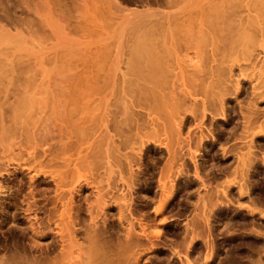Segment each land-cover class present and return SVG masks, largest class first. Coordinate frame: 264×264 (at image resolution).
I'll return each instance as SVG.
<instances>
[{
    "label": "bare ground",
    "instance_id": "bare-ground-1",
    "mask_svg": "<svg viewBox=\"0 0 264 264\" xmlns=\"http://www.w3.org/2000/svg\"><path fill=\"white\" fill-rule=\"evenodd\" d=\"M6 1L0 2V80H2L3 77L7 78L12 73L11 65H15L14 60L18 61L23 59L30 65V69L28 70V67L25 68L24 65L23 69H27L28 71L25 70L26 73H24V70L22 71L23 74H27L26 79L23 82L21 81V87L16 90L15 87L12 90L8 86L10 85L8 82H11L12 77L14 78L15 75L11 74L9 76L10 81L4 80L5 78L3 79V82L5 81L4 83L1 81L4 87L7 88L8 86L9 91L13 92L11 93V96L13 95L11 98L13 99L10 100L11 102L8 100L10 93H8L9 95L7 96V93L5 94L7 90L2 86L5 91H2V93L0 92V95L4 92L7 100L12 105H8V113L3 111V107H5L3 104L6 105L9 102L6 98H3L4 95L1 96L0 177H2L3 171H9L11 172V177L15 178L19 183L26 179L28 192L26 196L24 195L26 200H21V202L26 205L24 208L26 213L23 215V218L17 219L15 218V212L9 211L11 208L15 210L20 209L17 200L13 199L11 203L0 201V230H2L3 224L5 225V223L8 222V218H10L13 226L8 228V230L11 229L17 232V238L22 237L23 239H27L30 250L29 254H27L26 247L23 245H12L11 247L3 246L5 247V251H0L2 252L0 253V264L144 263V261L141 263L142 259L145 258L144 255L146 253L147 255H152V253H154V249L156 248L154 247L156 241L154 239L158 240V237H161L159 236L162 232L161 229L160 233L159 229L153 230L154 226H157V224H155L156 221H160L162 224V222H164L163 220H167V218H163V214H165L163 211H167L168 209L166 207V209H164V205L169 201L171 196H173L172 194L174 191L179 188L176 187L177 189H175V184L181 182L183 179H187L184 175H187V170H189L187 169L188 161L191 162L190 165L192 164L191 166L193 169L190 173L193 174V177L197 181L195 184L199 187L202 186L200 188L206 191L209 189H207L208 182H214V186H212L214 187L213 192L216 191V195L212 194L208 196H213V198L215 196L218 199H222L216 200L215 198L216 201H214V203L212 201L211 204H207L209 201L208 199V201L204 203L205 200H202V195L206 193L204 192L202 194L203 191L201 192L200 190L201 195L197 191V188H195L198 195L195 193L196 196L193 198L199 197L200 194L202 205L198 198L199 202H197L199 205H196V203L193 204L196 205L195 207H197V209L199 207H204L206 210L202 209L203 212L200 209L203 213L199 209L197 210L204 216L200 213H195L200 223H198L199 221L197 222L196 219L198 218H196V215H194V220H190L191 225H188L189 222L186 221L187 219L185 220L186 225L184 224L183 227L191 226L190 231L192 235L187 232L190 236V238L189 236L187 238L190 239L188 243L191 247L194 246L197 238L205 239V243H203V241L202 244H206L208 239L214 237L212 234L211 238H206L207 236L210 237V235H206L208 231L207 228L214 229L220 225V222L217 220L219 225L217 223L216 226L215 221H213L214 224L212 222L215 217L209 220L208 214L204 213L205 211L206 213L209 212L210 208L207 207L210 205L213 206V204L216 205L217 203L215 204V202H218L220 207L221 202L224 203V201H227L226 203L229 205L235 199L230 197L231 193H234V195L236 193L237 197H232L237 198L235 202L241 203L238 204L241 208L246 202L244 201V203L238 200L243 201L246 199L248 203H246L244 209L249 208L248 210L251 212L249 213L247 211L246 214L252 215L256 212H254V210L258 207L261 209H259L260 211L257 210V213L259 212L258 214L261 215V217L264 215V212H261L264 206H261L262 203L260 204L263 198H261L262 200L258 203V194H256V190L254 191L252 188L254 186H252V184L258 181L255 179L256 177H253V172H257V174L258 171L264 173V0H144L143 3L141 2L143 4L142 9L125 6V4L123 5V0H55L58 5L62 3L60 6L61 8L62 6L65 7L63 9L67 10V14L70 13L68 17H66L67 14L62 13V10L59 8L60 6L55 9L48 7L49 0H39L33 5L31 1L28 0L29 8L26 6L28 12H23L29 16L31 12L36 15L39 24L36 25L37 22L36 24L33 22V24H35L33 26H28L26 23H22L19 21L20 19L16 18L14 14V9L16 8L14 7H18L16 4L17 1L11 0L9 3L8 0ZM59 1L61 3H59ZM76 1H79V4ZM12 2H16V6ZM150 5L156 6L151 7ZM80 6H83L81 7L83 10L79 9ZM26 8L24 9L26 10ZM72 12H77L78 14L75 13L74 15ZM64 14L66 16H64ZM71 19L73 21L72 25L77 24V26L80 27H77L78 31H74L75 29H68L70 32L64 30L63 27L66 25H63L67 22V24L71 25ZM157 24H159V26ZM155 25L158 27H160V25H165L169 30H166L165 26L162 27V30L165 29L166 31H170L171 28L178 29L176 32H179V35H181L180 38L182 39L172 40L176 38L173 37L175 33H171L173 34V36H171L170 32L167 33L164 31L167 33L165 34L162 33L161 30V33L157 32L158 35L160 34V39L153 40L152 36L154 35H152L150 30H152ZM39 26L40 31H38V33L36 32L38 30L36 27ZM137 26L146 29V39L140 40L134 37L132 42L123 40L125 35L129 34V31H131L130 29ZM209 26L211 29L215 30L210 29L212 32L214 31L213 33H211L210 30L208 31L209 28L207 27ZM33 27L37 30L31 29ZM48 27L51 28L50 32H48ZM65 29L67 28L65 27ZM126 31H128V33H126ZM139 31L141 32L143 30ZM143 32H145V30ZM73 33L75 34L73 35ZM161 34L165 35L161 36ZM213 34L216 35V37L213 36ZM179 35H177V37ZM48 40H55L54 42L57 40H68L67 42L72 40H83L81 43L76 41L78 44L74 43V46L76 45L78 47H76L78 51L79 47H82L83 50L80 48V53H84L83 56L88 54H90L88 56H91V54H94L93 59L95 61L91 60L94 64L91 63L90 60L85 61L87 58L89 59L87 56L85 60H83L86 64L88 62V66H90L89 63L94 66L97 62L98 67L96 66L91 69H99L101 71V74L99 71L100 78L96 80L91 77H86V79L88 78V80H85L86 83L83 85L80 83L78 87H76L77 84L75 83V87H72L66 84L67 79H70L68 77L71 75L62 74L59 76L57 75V77L55 74H48ZM57 42L62 44L60 41ZM66 45L65 46L69 48L67 50H70V43ZM74 50L75 48L72 49V51ZM70 54L71 53L66 55L68 57L67 59H74L77 57H69ZM75 54L78 53L76 52L74 55ZM80 56L81 55H79V57ZM21 61L22 60H20V62ZM64 61L66 62V60ZM64 61L61 60V62ZM84 61L83 64L85 63ZM20 62L18 61L16 63L19 64ZM65 65H67V63ZM73 66L76 65L74 64ZM61 69L63 71L65 68ZM31 70H33V72H30ZM78 70L80 71V69ZM66 71L67 70L64 72ZM93 71L91 72L94 73ZM91 72L88 71V73ZM88 73L87 75L86 72H82L81 74L88 76ZM95 73L94 76L90 75L95 78L97 77ZM81 74L79 75L76 73L77 76H82ZM21 75L22 74H20V76ZM48 75L51 76V79H49L50 77H48ZM24 78L25 77H23V79ZM21 79L22 78H20V80ZM71 81L73 80H69V82ZM246 83L249 84V90H245ZM4 84L7 85L5 86ZM1 89L2 88H0V90ZM244 92L247 106H245L246 109H243L246 110V113H242V110L239 111L240 114L237 118L240 120L238 121L240 123H236L240 132L236 133V127L233 131L231 130L230 134L232 135V140H234L233 144H231L228 149H224L226 145L224 148L220 149L221 157L218 158L223 164L217 165V172L213 175L211 172V180L207 181L205 176L209 173L205 172L207 167L204 163L208 159L206 158V155L209 153V149H207L209 148L208 145L212 146L211 143L207 145V137L210 136L213 138V130L217 129H214L215 123L218 127L226 123L228 102L237 101V103L241 105L240 102L242 103V100H240V96ZM239 108L242 109V107ZM215 116L216 118L218 116V118L216 119ZM66 125H68V130L65 129ZM254 125L255 130H252L253 133L249 132V127H254ZM220 128H222V126ZM223 128L220 130L222 131ZM69 129H74L73 131L77 135V153H81L79 152L81 150L84 151V149L81 148L82 146L86 150V148L89 149V145L96 144L97 151H95V155H97L96 157L98 158L96 161L97 164L94 163L95 166H91L90 162H88L89 165L85 164V162L88 161L86 159V154L84 156V154L81 153L82 159H78V156L72 158L67 155L65 145L61 149H56L55 152L50 154V158H48V137L53 140L55 138V141H57L55 143L59 144L61 142L60 144H63L62 141L65 140V135L60 134V132L64 130L67 133ZM48 131L51 133L50 136H48ZM221 131L218 132L220 137H222ZM62 135L63 138H61ZM210 137H208V139ZM61 139L64 140L60 141ZM92 141L93 144H91ZM64 144H66V141H64ZM85 144L87 145L85 146ZM216 145L220 146L218 143ZM60 146L62 145L58 147ZM121 150L123 152L118 154ZM152 150L154 154H156L155 156L158 157L157 159L161 161L163 158L164 161V163H162L164 165H159V167H163H158V172L153 169L154 171L150 170V173L147 175L149 176V181L151 180L150 183H154L153 186L157 189V191L154 190L155 192L153 194L157 193L158 195L156 194L153 200L156 196H159V198H156L158 204L156 206H151V203L148 202H152L153 200L149 198L147 199L149 201L146 200L147 203L143 200V206L144 209L147 210L146 212L145 210L143 211V209L141 210L143 207L142 205V207L138 206V208L141 207L140 210H137V205H135L136 209H131L133 205L132 201H134L133 195L134 193L136 194L138 190V186H136L137 188L135 187L137 184V176L149 171H144V169H142L144 165L141 166L140 161L144 158L143 155ZM115 152L118 156L115 155ZM120 157L122 158L121 161ZM204 157L205 159H203ZM78 160L79 162L80 160H84V162L81 163H84L86 166L81 164L79 167L80 164L77 163ZM157 161L158 160H156V164H158ZM48 162H50L49 165ZM45 165L48 166L46 170H44ZM210 165H212V163H210ZM92 167L96 170V173L93 171L94 169H92ZM78 168L83 169V175L80 174L81 169L79 170ZM89 168L90 170L92 169L91 171L93 172H91ZM85 172H88L86 175L91 173L95 174H93L94 176L92 178V174L86 176ZM38 173H42L46 178L50 177L53 183V194L50 196L52 205L49 211L46 209L48 215V223L45 221L46 224H48L47 232H44L43 229L41 230L42 226L37 225L36 221L38 219L35 218L36 210L41 209L40 206H36V199H34L38 188L36 183V176ZM172 173H174V175H172ZM230 175H232V177ZM261 177H263V174ZM184 180L181 183H185ZM138 181L140 182V180ZM142 181L144 180L142 179ZM251 181L254 182L251 184ZM146 182L148 183V181ZM218 184H220L221 188ZM212 186L210 188H212ZM218 187L220 189H218ZM147 188H149V185H147ZM82 190L88 191L89 194L82 196ZM209 190L206 192H210ZM262 190L264 191V189ZM139 191L140 190H138V192ZM218 191L219 193H217ZM251 191H254L257 196L258 200L255 198V194H253L256 199L255 203L251 194L253 192ZM258 193L262 192L259 190ZM217 194L223 197H218ZM137 195H140V193L136 194V196ZM136 196L134 198H136ZM141 197H143V194ZM157 200L154 201L156 202ZM140 201L141 200H139V202ZM194 201L195 200L192 202ZM256 203L260 204L261 207L257 206ZM141 204H143V202ZM250 204H252V206H250ZM32 205L34 208L31 207ZM138 205H140V203ZM231 205L232 204H230V206ZM238 205L236 204V206ZM222 206H224V204ZM221 208L223 209V207ZM226 208L225 210H227ZM239 208L240 207L237 208V211ZM228 209L230 212H234L236 208L234 210L232 209V211L230 208ZM135 210H137L138 213L145 212V214H142L143 216L141 215V218L139 214H132ZM215 210L219 211L217 209ZM240 210L239 212H241ZM150 212L153 216L150 215ZM211 212L214 213V209ZM223 212L224 211H222V213ZM246 214L243 215L246 216ZM258 214L255 216H259ZM135 215H138L139 219L136 218ZM213 215L216 216V213ZM245 216H243V219H246L244 218ZM217 217L220 218L219 216ZM251 218L249 217V219ZM258 218H260V216ZM201 220H205V226H208L207 228L204 227L203 222L202 229H198V227L201 226L195 223L201 224ZM226 220H228V218H226ZM251 220H249L250 224L255 222ZM258 221L256 222L258 223ZM222 222L226 223L225 220ZM160 223H158V225ZM207 223L211 226L213 224L215 227H211L207 225ZM230 224H232L231 221L228 222V225H224V228L230 227ZM256 224L254 227H256ZM46 227L47 225L45 228ZM254 227L251 226V234L256 232V228L253 231ZM203 228H205L204 233L206 234L201 237V234H198L196 231L197 229L199 231L202 230L201 232L203 233ZM262 228L264 229V227H261V229ZM231 229L228 231H232ZM183 230V233H185L186 227ZM217 230H219V228ZM237 230L239 229L237 228L235 232H237ZM245 230L250 233V227L249 230ZM245 230L243 229L242 232H237L236 236H238V233L242 234ZM180 233L181 237H185L183 236L185 234L182 232ZM45 234H48L50 237L48 244H45L48 249V259L45 256L38 257L31 254L33 251H46V249H43L42 245L39 244V240L42 239ZM179 234L178 236L175 235L180 237ZM161 235L163 234L161 233ZM242 236L241 238H243ZM187 238H181L184 239V241L180 240L183 244L178 242L179 238L176 240L179 245L181 244V246L183 245L187 248V246L190 247L188 243L185 245L188 241ZM251 238L257 241L258 249L262 247L260 250L264 251V233L255 235ZM245 239L244 237V241ZM247 240V243L245 242L246 245H244V243L242 246L248 245L251 248ZM241 241L244 242L243 239ZM158 242L159 241H157V243ZM209 242L208 245L201 244L202 246L200 245L201 247H199V250H201L202 247H209L210 245L209 249L211 248V250L214 247V250L219 249V247L216 249V246H219V244H213V247L211 240ZM240 242L238 241L236 244L227 243L233 246H241V244L237 245ZM198 244L200 243L198 242ZM198 244L196 247L199 246ZM161 245L157 244L156 246ZM174 247L178 249L176 250L178 254L186 249L183 248L182 250L179 248L180 246H177L178 248L176 246ZM233 248L231 250L234 252L231 250H229V252L231 251L234 254L235 248ZM244 248H242V250ZM173 249L174 248H169V250H172L170 251L172 254L174 252L175 255L178 256L176 257L173 254L175 259L177 258L176 260L178 261L183 259V261H180L185 264H195L198 261L199 264H210L209 259H213V256H217L214 255L216 251L214 252L212 250L213 253L207 248H202V255L205 251L210 252L207 254H205L206 252L204 253L205 257H201L203 261H197L196 258L198 257L196 256H201V252L198 251L199 255L196 254L193 260L192 254V258L188 256V254L187 256L185 255V252L190 250L187 248L188 250H184L182 253L184 257L179 259L180 256L176 254ZM191 249L192 251L194 250L193 253H196V248ZM203 249L205 250L204 252ZM245 249L247 250V256H241L242 252L240 253L238 251L240 253L239 259L241 257L247 259L241 262V260H244L241 258L239 263L244 264L248 261V264H261L264 261L262 260L260 263L257 255L255 258L252 256L254 253L257 254L258 250L252 248L253 251L252 249L251 251L253 254H249L250 249ZM162 250L164 251V249ZM227 250L224 251V255L226 254L228 258L233 259V254H230L231 252L228 253L231 255V257H229L230 255H227ZM156 252L157 251H155V253ZM162 252L161 255L165 253ZM157 254L158 253L155 254L156 257L160 256ZM235 254L237 255L238 253ZM151 255L148 256L151 258ZM224 255L222 254L223 257L221 255L219 256L224 258ZM168 257L172 258V255L170 256L169 253ZM168 257L167 259L165 258L168 260L165 262H169ZM221 257L219 258L220 260L222 259ZM237 258L236 256V259ZM262 258L264 257L262 256ZM191 259L193 261L196 260V262L194 263ZM219 259L216 260V262L219 261ZM236 259L232 261L233 264H239L237 263L239 259L234 263ZM176 260H173V262ZM228 261L229 259L227 262H223L227 264ZM161 262L164 264V261ZM216 262L214 263L217 264ZM223 262L221 261L219 263L223 264ZM169 263L173 264L171 262ZM151 264L153 263L151 262Z\"/></svg>",
    "mask_w": 264,
    "mask_h": 264
},
{
    "label": "rangeland",
    "instance_id": "rangeland-1",
    "mask_svg": "<svg viewBox=\"0 0 264 264\" xmlns=\"http://www.w3.org/2000/svg\"><path fill=\"white\" fill-rule=\"evenodd\" d=\"M4 1H6V0H1L0 2L2 3V2H4ZM9 1L11 2V0H8V3H9ZM13 1V0H12ZM15 1H17V3L16 2H12V3H16L17 5H18V7H14V8H16V9H14L15 10V16H16V18H18V19H20L19 21L20 22H22V23H26L28 26H33V25H35L36 24V22H37V24L36 25H38L39 23H38V21H37V17H36V15L35 14H33L31 11H29V12H31V13H29V14H31L30 16L28 15V14H25L26 12L25 11H27L28 12V9L26 8V6L29 8V2H28V0H15ZM29 1H31V4L33 5L36 1L38 2L39 0H29ZM55 0H49L48 1V7H50L51 9H55V8H57L58 6H60L62 3L59 1V3H61L60 5H58L57 3H56V1L54 2ZM84 1H86V0H84ZM120 1V0H119ZM7 2V1H6ZM27 2V3H26ZM77 2V1H76ZM79 2V1H78ZM77 2V3H78ZM81 2V1H80ZM122 2V1H121ZM140 2V3H139ZM144 2V0L142 1V0H123V5L125 4V6L127 5L128 7H134V8H137V9H142L143 8V4L142 3ZM1 3H0V5H1ZM27 5H26V4ZM86 3V2H85ZM16 4H15V6H16ZM30 4V5H31ZM79 4V3H78ZM81 4V3H80ZM122 4V3H121ZM31 5V6H32ZM87 5V4H86ZM30 6V7H31ZM151 7H155L156 5H150ZM81 7H83V6H80L79 7V9H81ZM24 8H26V10L24 9ZM61 10H62V13H65V14H67L66 13V11L67 10H65V9H63V8H65L64 6H62V8H61V6L59 7ZM65 12H64V11ZM81 10H83V9H81ZM25 13H24V12ZM18 12V13H17ZM20 12V13H19ZM22 12V13H21ZM78 12V11H77ZM77 12H72V14L74 13V15H75V13H77ZM64 14V16H66ZM69 15H70V13H68ZM68 14H67V16L66 17H68ZM78 14V13H77ZM33 22H35V24H33ZM72 19H71V25L70 24H67V23H65L63 26H65L67 29H65V27H63L64 28V30H67V31H69L70 32V30H74V31H76L77 30V27L78 28H80L79 26H77V24H73L72 25ZM70 23V22H69ZM158 26H159V24H157ZM157 25H155L154 27H153V29L152 30H150V32L152 33V35H154V36H152L153 37V40H159L160 38H159V35H158V33H161V30L163 29L162 27L163 26H165V25H160V27H158ZM72 26H76V27H72ZM38 30H37V29ZM33 27V28H31V29H35V30H37L36 32H38V31H40V26L39 27ZM131 28V27H130ZM142 28V29H141ZM154 28H156V29H154ZM159 28V29H158ZM165 28H166V26H165ZM207 28H209L208 29V31L211 29L210 28V26L209 27H207ZM50 29L51 28H49L48 27V32H50ZM68 29H70V30H68ZM137 29V30H136ZM172 29V30H171ZM170 29V31H166V30H169L168 28H166V30L164 29V30H162V33H165V32H167V33H169L170 32V35L171 36H173V34L175 35V36H173V37H176L175 39H172V40H181L182 38H180L181 37V35H179V32H176V30L178 31V29H176V28H171ZM34 30V31H35ZM131 31H129V34H127V35H125V37L123 38V40H125V41H129V42H132V39L134 38V37H136V38H139L140 40H145L146 39V29L144 28V27H139V26H137V27H132L131 29H130ZM139 30H145V32H143V31H139ZM211 30H214V29H211ZM210 30V31H211ZM78 31V30H77ZM128 31H126V33H128ZM160 31V32H159ZM165 31V32H164ZM215 31V30H214ZM213 31V32H214ZM71 32H73V31H71ZM158 32V33H157ZM212 31H211V33H213ZM39 33V32H38ZM156 33V34H155ZM167 33H165V34H167ZM171 33H173V34H171ZM49 34V33H48ZM72 34V33H71ZM75 33H73V35H74ZM77 34V33H76ZM165 34H161V36H163V35H165ZM214 34H216V33H214ZM213 34V36H215L216 37V35H214ZM72 35V36H73ZM134 35V36H133ZM140 35V36H139ZM144 35V36H143ZM177 35H179L178 37H177ZM129 36V37H128ZM157 36V37H156ZM209 36V35H208ZM75 37V36H74ZM128 37V38H127ZM168 37V36H167ZM130 38H131V41H130ZM180 38V39H179ZM139 39H135V40H139ZM167 39H169V38H167ZM55 40H48V74H55L56 76L58 75H62V74H67L68 76H70V77H68V78H70L69 80H73V81H71V82H69V80L67 79V81H66V84L68 85V86H72V87H75V85H76V87H78V85H80V83H82V85L84 84V83H86L85 82V80H88V78L86 79V77H91L92 79H99L100 78V74H101V71L99 70V69H93V70H95L96 71V73H95V71H93L91 68H94V67H98V64H97V62H96V64L93 66V64H94V62H92L91 60H93V61H95L94 59H93V55L94 54H91V56H92V58H91V56H88V55H90V54H88V55H86L87 57H89V59L87 58V60H85V58H86V56H83L84 55V53H80V48H81V50H83L82 49V47L80 46V45H78V46H80L79 47V51L77 50V46L75 45L74 46V43H76V44H78V43H81L83 40H72V41H69V42H67L68 40H57V41H60L62 44H59V42H54ZM63 41V42H62ZM65 41V42H64ZM76 41H79L78 43L76 42ZM67 42V43H66ZM64 43H66V44H68L69 45V43H70V45H69V47H71V51L70 50H67V49H69L68 47H66L65 45H63ZM59 44V45H58ZM72 44V45H71ZM60 46H61V48H60ZM64 46V47H63ZM63 47V48H62ZM66 47V48H65ZM75 48V52L74 51H72V49H74ZM77 47V48H76ZM61 49H63V50H61ZM65 50H67V51H65ZM69 51V52H68ZM72 52H73V54H72ZM78 53V54H75L74 55V53ZM84 52V51H83ZM69 53H71L70 54V56L69 57H71V56H77V57H75L74 59L73 58H69V59H67L68 57L66 56V55H69ZM60 54V55H59ZM59 55V56H58ZM79 55H81L80 57H79ZM65 56H66V59H65ZM84 58H83V57ZM57 57H59V58H57ZM54 58V59H53ZM61 58V59H60ZM96 58V57H95ZM70 59H73V60H70ZM88 61V60H90L91 61V63H93V64H91V63H89L90 64V66H92V67H90V66H88V62H87V64H86V62L84 61ZM20 60H22L21 62H20ZM20 60H18L20 63L19 64H17L16 62H18V61H16V60H14L15 61V65L13 64V65H11V74L12 75H15V77L13 78L12 77V83L11 82H8V83H10V85H8L9 87H10V89H14V87H15V90L17 89V88H20L21 87V85H22V82L23 81H25V79H26V75L27 74H23V67H24V65H25V68H27L28 70L30 69V65H28L23 59H20ZM53 60V61H52ZM61 60L62 61H64V60H66V62L64 61V62H61ZM68 60V61H67ZM76 60V61H75ZM80 60H82V61H80ZM13 61V62H14ZM59 61V62H58ZM71 61V62H70ZM83 61L85 62L84 64H83ZM12 62V63H13ZM23 62V63H22ZM54 62V63H53ZM57 62V63H56ZM80 64H79V63ZM11 63V64H12ZM61 63H64V64H61ZM67 63V65H65ZM17 64V65H16ZM60 66H59V65ZM76 65V66H73V65ZM72 65V66H71ZM78 65H80V66H78ZM86 65V66H85ZM58 66H59V68H58ZM65 66V67H64ZM73 67V68H71V67ZM88 66V67H87ZM80 69V71L77 69ZM204 67H206V66H204ZM19 68V69H18ZM61 68H65V69H63V71H62V69ZM27 69H25L26 71H27ZM73 69V70H72ZM74 69H76V70H74ZM204 69V68H203ZM21 70V71H20ZM24 70V73H26V71ZM51 72H50V71ZM65 70H67L66 72H64ZM68 71H69V74H68ZM78 71H79V73H78ZM88 71L89 72H91V71H93L94 73H95V76H97V77H92V76H94V73H88ZM99 71H100V74H99ZM205 71V70H204ZM19 72V73H18ZM28 72V71H27ZM30 72H33V70H31ZM82 72H86V75H87V73H88V76H86L85 74H81ZM72 73V74H71ZM76 73L77 74H81L82 76H84L83 78H81L82 76H77L76 75ZM10 74V75H11ZM20 74H22L23 75V77H25L24 79H23V77H22V75L20 76ZM92 76H91V75ZM9 75V76H10ZM50 75H48V77H50L49 79H51V76ZM73 75H74V77H73ZM76 75V76H75ZM8 76V77H9ZM54 76V75H53ZM57 76V77H58ZM7 77V78H8ZM22 78L21 80H20V78ZM74 79H73V78ZM5 77H3L2 78V80H0V88H2L1 90H0V92L2 93V91H5V89L4 88H6V87H4L3 86V83L5 82H3V79H4ZM7 78H5L4 80H9L10 81V77L7 79ZM91 78H90V80H91ZM79 81H77V80ZM80 79V80H79ZM16 82V84H15V82ZM81 80H83V81H81ZM118 80V79H117ZM3 83H2V82ZM18 81H20V82H18ZM22 81V82H21ZM48 81H50V80H48ZM74 81H77V82H74ZM81 81V82H80ZM118 82H119V80H118ZM2 83V84H1ZM76 83V84H75ZM14 84V85H13ZM119 84H120V82H119ZM5 86L7 85V84H4ZM81 85V86H82ZM4 88H3V87ZM7 86V88H6V90L7 91H9V87ZM13 87V88H12ZM245 90H249V84L248 83H246V85H245ZM7 91H5V94L7 93V96L9 95L8 93H10V95L8 96V100L10 101V100H12L13 98H11L12 96H11V93H13V92H11V91H9V92H7ZM2 95H4V92H3V94H1L0 95V99H2L1 98V96ZM3 98H6V100H7V97L4 95V97ZM9 98H11V99H9ZM246 98H245V92L240 96V100H242V103L240 102V104L242 105H239V103H237V101H229L228 102V106H227V109H228V111H227V121H226V123H224L223 125H221L222 126V128H223V130L221 131L220 129H222V128H220L221 126H219L218 127V125L215 123L214 125H215V127H214V125H213V127H214V129H216V130H213L214 132L212 133V136H213V138L212 137H210V136H208V137H210L209 139H208V137H207V145L208 144H212V146L211 145H208L209 146V148H207V149H209V153H208V155H206V158H208L207 160H206V162L204 163V165L207 167L206 168V170H205V172L206 173H209L208 175H209V177H208V175H206L205 176V178H207V181H209V180H211V172H212V175L215 173V172H217V169H216V167H217V165H221V164H223L221 161H219V158L221 157V150L220 149H222V148H224V146H225V148L224 149H228V147L231 145V144H233V141L234 140H232L233 138H232V135L230 134V132H231V130L233 131V129L236 127L237 129H239L237 126H236V123L238 122V121H240L237 117H239V111H241L242 110V113L243 112H245L246 113V110H244V109H246V107L245 106H247L246 104H247V101L245 100ZM5 100V101H6ZM7 100V101H8ZM0 101H2V100H0ZM3 101H4V99H3ZM7 101H6V103H7ZM8 101V102H9ZM244 101V102H243ZM246 101V102H245ZM11 102V101H10ZM7 103L6 105H4L3 104V106H5V107H3V111H5L6 113H8L9 112V108H8V105L10 106V105H12L11 103ZM244 104V105H243ZM230 107V108H229ZM239 107H242V109H240ZM244 108V109H243ZM4 112V113H5ZM6 115V114H5ZM215 118H216V116H215ZM217 118H218V116H217ZM216 118V119H217ZM238 119V120H237ZM229 122V123H228ZM238 123H240V122H238ZM220 125V124H219ZM239 125V124H238ZM67 126L68 125H66V128L65 129H67L68 130V128H67ZM217 126V127H216ZM64 128H62V129H64ZM70 128V127H69ZM251 128V129H250ZM255 125H254V127L253 126H251V127H249V132H252V130L254 131L255 129ZM72 129V128H71ZM236 129V133L237 132H240V129L239 130H237ZM74 130V129H73ZM73 130H70L69 129V131L66 133V131H64V130H61V132H60V134H63V135H65L64 137H65V140L64 139H61L60 141H62V140H64V141H66V144H64V141H62V143L63 144H58V143H55V142H57V141H55V138H54V140L53 139H49V137H48V158H50V154L51 153H53V152H55L56 151V149L58 150V148H62L64 145L66 146L65 148H66V154L67 155H69V156H71L72 158H76L77 156V158L78 159H82V157H81V153H83L84 154V156H85V154H86V159L88 160V161H86L85 162V164H88L89 165V163L88 162H90V165L91 166H95V164L94 163H96L97 164V158L98 157H96L97 155H95V151H97V149H96V144H93V141L91 142V144H93V145H89V149H87L86 148V150H85V148H83V146L81 147L82 149H84V151H79V152H81V153H77V141H76V138H77V135H76V133L73 131ZM74 132V134H73V132ZM219 131H221L222 132V137H220V134L218 133ZM72 132V133H71ZM216 132V133H215ZM48 133H49V131H48ZM71 133V134H70ZM253 133V132H252ZM50 134L51 133H49V135L48 136H50ZM63 135H62V137L61 138H63ZM76 135V136H75ZM75 136V137H74ZM231 139H230V138ZM58 138V137H57ZM57 138H56V140H57ZM217 138H219V139H217ZM59 139V138H58ZM215 139H216V141H215ZM227 139V140H226ZM220 143H219V142ZM229 141V142H228ZM237 141V140H236ZM235 141V142H236ZM234 142V143H235ZM238 142V141H237ZM97 143V142H96ZM220 144V146H218V145H216V144ZM222 143V144H221ZM57 144H58V146L59 145H62V146H60V147H58L57 146ZM87 144H85V146H86ZM95 145V146H94ZM211 146V147H210ZM57 147V148H56ZM213 147V148H212ZM154 150V149H153ZM153 150L152 151H150L149 153H147V154H145V155H143V159H141V161H140V165L142 166V165H144V166H142L141 168L142 169H144V171H147V170H149L148 172H146V173H142V174H139L138 176H137V181H136V185H135V187L136 186H138V190H140L139 192H138V190L136 191V194H138V193H140V195H137L136 196V194L134 193V195H133V199H134V201L136 202H134V201H132L133 202V205H132V207H131V209L133 208V209H136V208H138V206H143L144 205V201H146L147 199H149V198H151L152 200H153V198H154V196L157 194H153L155 191H157V189L153 186L154 185V183H150V181H149V176H147L149 173H150V170H156L157 172H158V170H159V168H161V167H163V166H161V167H159V165H161L162 163H164V161H163V158L161 159V161L159 160V159H157L158 157H156L155 155L156 154H154V152H153ZM59 152H60V150H59ZM123 151L121 150V151H119L118 152V154L119 153H122ZM220 152V153H219ZM99 153V152H98ZM116 153V152H115ZM82 154V155H83ZM118 154L116 153L115 155L116 156H118ZM148 154H149V156H148ZM219 154V155H218ZM157 156H159V155H157ZM203 156H205V155H203ZM209 156V157H208ZM213 156V157H212ZM95 157V158H94ZM219 157V158H218ZM150 158V159H149ZM211 158V159H210ZM213 158V159H212ZM218 158V159H217ZM121 157H120V161H121ZM145 159V160H144ZM203 159H205V157L203 158ZM156 160H158L157 161V163L158 164H156ZM77 161V160H76ZM163 161V162H162ZM199 161H200V159H199ZM81 162H84V160L83 161H81L80 160V162H79V160H78V164H80L79 165V167L81 166ZM139 162V161H138ZM49 163L50 162H48V165H49ZM93 163V164H92ZM143 163V164H142ZM155 163V164H154ZM190 163L191 162H189L188 161V165H187V169H189V170H187V175H184V177L185 178H187L186 180H184V182L185 183H181V182H179V183H177V184H175V189H177L178 187V189L177 190H175V191H177V192H175L174 191V193L172 194L173 196H171V198L169 199V201L164 205V209H166V208H168L167 209V211L165 210V211H163V213H165V214H163L164 215V219L165 218H167V220L165 219V220H163L164 222H162V224L160 223V221H156V223L155 224H157V226L155 227L154 226V229L153 230H155V229H159V233L161 232L163 235H161V233L159 234V236H161V237H158V240L157 239H154V240H156L155 241V245H154V247H156L155 249H154V253H155V251H157L156 253H158L157 255H160V256H157L156 257V253L154 254V253H152V255L151 254H148V255H151V258L147 255V253L144 255V257L145 258H143L142 259V261H141V263L144 261V263H146V264H151V262L153 263V264H163V262H161V261H164V264H170L169 262H171V263H173V264H183L184 262H181V261H183V259H180V258H182V257H184V254H182L183 253V251L184 250H188L187 248H189L190 250H188L187 252H185V255L187 256V254H188V256H191V258H192V255H193V260L195 259L194 258V256L197 254V255H199V252L198 251H200L201 253V256L199 255V256H196V257H198V258H196V260L198 261V260H202L203 258H201L202 256L203 257H205L204 255L205 254H207V253H209L210 251L211 252H217V254H216V252L214 253V255H217V256H213V259L215 260H213L212 258L211 259H209V263L210 264H215L214 262H216V260H218L221 256H222V254L224 255V251H226L227 249V255H230V254H233V250H231L233 247L235 248H233L234 250H235V253H238L237 255L234 253L233 254V256L232 257H234L235 259H236V256L238 257L237 259H239V257H240V253H241V256H247V250L245 249V248H247V249H250V253L249 254H253V249H255V250H258V253L257 254H255V256H254V254L252 255L254 258L256 257V255H257V258L259 259V261H260V263L262 262V260H264V258H262V256L264 257V251L263 250H260V249H262V247H260L259 249H258V244L256 243L257 241H254L251 237H254L255 235H260L261 233H264V229L262 228L261 229V227H264V215H262V217H261V215H259L258 213H257V210H259V209H261V208H258L257 206H260V204H261V206H264L263 205V203H264V191L262 190V189H264V182H263V179H264V173H262V172H259L258 171V174H257V172H255L256 173V175H255V173L253 172V177L256 179V180H258V181H256V183L254 182V181H251V184H252V186L254 185L255 186V188H254V186L252 187L253 189H254V191H255V193L256 194H258L257 196H258V199H257V196H256V194L254 193V191H251V192H253V193H251L252 194V198H254V195L253 194H255V198L258 200V203H259V201H261L262 199L261 198H263V200L260 202V204H258V203H256L257 204V209H256V207H255V209L256 210H254V212L256 213H253L252 215L251 214H246V212L248 211L249 213H251L248 209L249 208H245L246 209V211H245V209H244V207H245V205H246V203H248L247 201H246V199L245 200H243V201H241V200H238V201H240V202H244L245 204H244V206L241 208V206H239L238 204H241V203H237V202H235L236 200H237V196H236V193H235V195H234V193H231V195H230V197L233 199V198H235L234 199V201H230L231 203L230 204H232L231 206H230V204L228 205L226 202L227 201H224V200H226L225 198H223L224 200V203L223 202H221V207H223V209L220 207V205L218 204V202H215V204L216 205H214L213 203H214V201H216V200H222L221 198L220 199H218V198H216L215 196H214V198H213V196L212 197H209L210 195H216L215 193H216V191H214L213 192V190H214V182H208V187H207V189L210 191V192H206V191H208V190H206V191H203V188H200V187H202V186H198V185H196L195 183H197V181L195 180V178L193 177V174H191L190 173V171L193 169L192 168V164L190 165ZM210 163H212V165H210ZM84 164V163H83ZM82 164V165H83ZM84 164V166H86ZM154 164V165H153ZM156 165V166H155ZM162 165H164V164H162ZM210 165V166H209ZM84 166H82V167H84ZM153 166H155V167H153ZM191 166V167H190ZM45 168H44V170H46L47 168H48V166L47 165H45L44 166ZM151 167V168H150ZM159 167V168H158ZM190 167V168H189ZM85 168V167H84ZM96 168V167H95ZM205 168V167H204ZM79 169V168H78ZM81 169V168H80ZM79 169V170H80ZM92 169H94L93 167H92ZM91 169V170H92ZM174 169V168H173ZM172 169V170H173ZM215 169V170H214ZM82 170L83 169H81L80 171H81V173L80 174H82V173H84V172H82ZM86 170V169H85ZM89 170H90V168H89ZM89 170H87V171H89ZM90 170V171H91ZM153 170V171H154ZM79 171V172H80ZM93 171H95V173H96V170L94 169ZM93 171H91V172H93ZM155 171V172H156ZM9 172V171H8ZM6 172V171H3L2 172V177H0V179L1 178H3V179H1V187H0V201H4V202H9V203H11L12 201H13V199L14 200H17V203H18V207L20 206V209H17V210H15L14 208H11L9 211H11V212H15V218H23L24 216V214L26 213L25 211H24V208H25V206L26 205H24V203L23 202H21V200L22 201H24V200H26L25 199V196L27 195V192H28V188H27V180L26 179H24L21 183H19L15 178H12L11 177V172ZM173 172V171H172ZM192 172V171H191ZM86 173L88 174V172H85V175H86ZM95 173H91L92 174V178H93V174H95ZM174 173H175V170H174ZM174 173H172V175H174ZM91 174H89V175H91ZM186 174V173H185ZM260 174V175H259ZM262 174H263V177H261L262 176ZM83 175V174H82ZM89 175H86V176H89ZM141 175V176H140ZM187 176V177H186ZM231 177H232V175H230ZM91 177V176H90ZM141 179H140V178ZM147 177V178H146ZM155 177H156V175H155ZM154 177V178H155ZM230 177V178H231ZM253 177H252V179H253ZM189 178V179H188ZM209 178V179H208ZM258 178V179H257ZM260 178V179H259ZM263 178V179H262ZM142 179L144 180V181H142ZM52 179L50 178V177H48V178H46V177H44L43 176V174L42 173H38V175L36 176V183H37V186H38V188H37V191H36V194H35V197H34V199H36V206L38 205V206H40L41 207V209H39V210H36V216H35V218H37L38 220L36 221V223H37V225H40V226H42V228H41V230L43 229V231L44 232H47L48 231V224H46V222L45 221H47V223H48V220H47V211H49V209L51 208V203H52V199L50 198V196L53 194V183H52V181H51ZM90 180V179H89ZM138 180H140V182L138 181ZM195 180V181H194ZM254 180V179H253ZM261 180H262V182H261ZM146 181H148V183H150V184H148ZM145 182V183H144ZM194 182V183H193ZM211 185H210V184ZM141 184V185H140ZM152 184V185H151ZM183 184V185H182ZM140 185V186H139ZM147 185H149V188H147ZM152 187H151V186ZM177 185V186H176ZM209 185H210V187L212 186V188H210L209 187ZM215 185H217V184H215ZM219 185V187H220V184H218ZM256 185H258V186H256ZM134 187V188H135ZM177 187V188H176ZM216 187V186H215ZM218 187V189H220ZM250 187V186H249ZM137 188V187H136ZM155 188V189H154ZM195 188H197V191L201 194V192H202V194L205 192L206 194H201L202 196H203V198H202V200L204 199L205 200V202L204 203H206L207 201H208V199H209V201H208V203L207 204H211V202L213 201V206H211L212 207V209H211V207L209 206V207H207V208H210V214H209V212H207L206 213V211H205V213L204 214H208V217L210 218H208L209 220H211V219H213L214 217V220H212V222L213 221H215V225L217 226V223H218V225H219V222H220V225L219 226H217L218 228H219V230H217L218 228L217 227H215L213 224H214V222H213V224H212V226H214L215 228L213 229V228H210L211 229V231L212 230H215V231H210V229L209 228H207L208 226H205L206 225V222H205V220L204 221H202V223L201 224H197V222L199 221V218L197 217V215L195 214V213H200L201 214V212L203 211L202 209H204V207H202V208H200L199 206V210L201 211V212H198L197 210V207H195L197 204H198V202H199V200L198 199H200V204L202 205V203H201V197H200V194H199V197H195V198H193L194 196H196V195H198L197 194V191H195L196 189ZM199 188V189H198ZM217 188V187H216ZM215 188V189H216ZM222 188H223V186H222ZM251 188V189H252ZM218 189H216V190H218ZM155 190V191H154ZM200 190H201V192H200ZM259 190L262 192V193H258L259 192ZM212 191V192H211ZM138 192V193H137ZM143 192V193H142ZM233 192H235V191H233ZM194 193V194H193ZM195 193H196V195H195ZM208 193V194H207ZM217 193H219V191L217 192ZM89 193H88V191H85V190H82V192H81V195L82 196H86V195H88ZM142 194H143V197L144 196H146V197H141L142 196ZM175 194V195H174ZM25 195V196H24ZM158 195V194H157ZM209 195V196H208ZM261 195V196H260ZM136 196V198H134ZM138 196H140V197H138ZM151 196V197H150ZM217 196L218 197H221L219 194H217ZM232 196H236V197H232ZM159 198V196H156V198ZM173 197V198H172ZM223 197V196H222ZM137 198H140V199H137ZM154 199V200H157V199ZM215 198H216V200H215ZM253 199V201H254V203H255V200L256 199ZM75 199H78V198H75ZM151 199H150V201H151ZM195 200L194 202H192L193 200ZM197 199V200H196ZM137 200V201H136ZM139 200H141L140 202H139ZM144 200V201H143ZM152 201V202H148V203H151V206L153 205V206H156L157 204H158V200L155 202V201ZM147 201H149V200H147ZM147 201H146V203H147ZM198 201V202H197ZM229 201H228V203H229ZM143 202V204H141ZM257 202V201H256ZM140 203V205H138ZM152 203H154V204H152ZM156 203V204H155ZM193 203H196V205H194ZM224 204V206H222L223 204ZM233 203H235V204H233ZM43 204H44V206H43ZM228 205V207L226 208V206ZM236 204L238 205V206H236ZM243 204V203H242ZM255 204V205H256ZM135 205H137L136 206V208H135ZM194 205V206H193ZM199 205V204H198ZM219 205V206H218ZM236 207H235V206ZM254 205V204H253ZM141 206V207H142ZM204 206H205V204H204ZM218 207V208H216V207ZM250 206H252V204H250ZM260 206V207H261ZM32 208H34V206L32 205L31 206ZM140 207V208H141ZM166 207V208H165ZM195 207V208H194ZM206 207V206H205ZM215 207V208H214ZM233 207H235V208H233ZM238 207H240L241 208V210H240V208L238 209V211H237V208ZM140 208H138L137 210H140ZM220 208H221V210H220ZM225 208L227 209V210H225ZM228 208H230V210L232 211V209L234 210V212L232 211V212H230L229 211V209ZM263 208V211L261 210V212H264V207H262ZM46 209H48L47 211H46ZM143 209V211L145 210L144 209V206L141 208V210ZM195 209V210H194ZM213 209H214V213H212L211 211H213ZM215 209H217V210H219V211H216ZM137 210H135L134 211V213L132 212V214H139L140 216L143 214H145V212L147 211V210H145V212L144 213H138V211ZM204 210H206V208L204 209ZM208 210V209H207ZM239 210L241 211V212H239ZM112 211H114V210H112ZM131 211H133V210H131ZM150 211V210H149ZM152 211V210H151ZM197 211V212H196ZM222 211H224L223 213H222ZM260 211V210H259ZM139 212H142V211H139ZM204 212V211H203ZM202 212V213H203ZM227 212V213H226ZM236 212V213H235ZM238 212V213H237ZM253 212V211H252ZM216 213V216H214L213 214H215ZM218 213V214H217ZM221 213V214H220ZM152 213L150 212V215H151ZM243 214H246V216L248 217H246L245 215H243ZM259 215L260 216V218H258L259 216H255V215ZM263 214V213H262ZM142 215V216H143ZM194 215H196V218H198V219H196L197 220V222L195 223L196 225H200L201 227H198V229H202V224H203V222H204V227L205 228H207L208 229V231H207V234L206 233H204V229L205 228H203V233L201 232L202 230H198L197 229V233L199 234H201L200 236L201 237H203L202 235H204V234H206V235H210V237L209 236H205L207 239L208 238H211V235L212 236H214L213 238H211V239H208L206 242V244H202V242L203 243H205V239L203 240L202 238H200V239H202V240H200V239H198L197 238V240H196V242L194 243L193 241V243H194V246H195V248H194V246L193 247H191L190 246V244L188 243L189 242V238H190V236H189V234L187 233V232H189L190 233V235H192V232L190 231V229H191V226H185L186 227V230H185V233H183L184 232V228L185 227H183V225L185 224L186 225V221L187 222H189V224L188 225H191L190 224V220L191 219H195V216ZM201 215H203V214H201ZM201 215H198V216H201ZM210 215V216H209ZM223 215H225V216H222ZM241 215V216H240ZM251 215V216H250ZM255 217H254V216ZM142 216H141V218H142ZM151 216H153V215H151ZM167 216V217H166ZM204 216V215H203ZM203 216H201V217H203ZM213 216V217H212ZM217 216H219L220 218H218ZM243 216H245L244 218H246V219H243ZM253 216V217H252ZM135 217L136 218H138L139 216L138 215H135ZM217 217V218H216ZM242 217V218H241ZM249 217L252 219H249ZM223 218H225V219H223ZM226 218H228V220H226ZM240 218V219H239ZM256 219V220H254V219ZM139 219V218H138ZM187 219V220H186ZM193 219V220H194ZM202 219H205V218H202ZM207 219V221L211 224V222L209 221ZM216 219V220H215ZM220 219V220H219ZM221 219H222V221H224L225 220V222L227 223H223L222 221H221ZM262 219H263V221H262ZM0 220H1V215H0ZM186 220V221H185ZM195 220V221H196ZM219 222H218V221ZM241 220H243V221H241ZM246 220H248V221H246ZM249 220H251V221H255V222H252L251 224L249 223L250 221ZM259 220V221H258ZM20 221V220H19ZM230 222L231 221V223L232 224H230V227H231V225H232V227L231 228H233V229H231L230 227H228L229 229H231L232 231H234V232H232V231H228L229 229L227 228H224V225H228V222ZM240 221V222H239ZM256 221H258V223L256 222ZM261 221H262V223H261ZM44 222H45V224H44ZM247 224H246V223ZM158 223H160L159 225H158ZM165 223V224H164ZM167 223V224H166ZM198 223H200V221L198 222ZM222 223V224H221ZM246 224V225H244V224ZM257 223V224H256ZM164 224V225H163ZM210 224H208L207 223V225H209V226H211ZM234 224V225H233ZM256 224V227H254V225ZM263 224V225H262ZM47 225V227L45 228V226ZM161 225V226H160ZM11 226H13V224L11 223V220H10V218H8V222H6L5 223V225L3 224V227H2V230H0V251H5L4 250V248L5 247H11L12 245H23V246H25L26 247V253L27 254H29V245H28V241H27V239H23L22 237H19V238H17L16 237V235L18 234L17 232H15L14 230H8V228H10ZM211 226V227H212ZM244 226V227H243ZM251 226H253L254 228H253V231L255 230V228H256V232H254L253 234H251L252 233V231H251ZM259 226V227H258ZM159 227V228H158ZM190 227V228H189ZM197 227V226H196ZM248 227V228H247ZM249 227H250V233H248V231L247 230H245V229H248L249 230ZM187 228H189V229H187ZM217 228V229H216ZM234 228H235V230L238 228L239 230H237V232H242V230L244 229L245 231L243 232V233H245V234H241V233H238V236H236L237 234V232H235V230H234ZM258 228V229H257ZM160 229H161V231H160ZM261 229V230H260ZM179 230V231H178ZM205 231V232H206ZM210 231V232H209ZM226 231H228V232H226ZM178 232V233H177ZM180 232H182L183 234H185V235H183V236H185L186 238L189 236V238H187L188 239V241L185 243V245H187V243H188V245L190 246V247H188L187 246V248H186V246L184 247L183 245L181 246V244H183L182 243V241H184V239H186L185 237H181V233ZM216 232V233H215ZM230 232V233H229ZM180 233V234H179ZM210 233V234H209ZM233 233V234H232ZM257 233V234H256ZM260 233V234H259ZM178 236V234H179V236L180 237H177L176 235ZM187 234V235H186ZM221 234V235H220ZM250 234H251V236H250ZM233 235V236H232ZM243 235V236H242ZM253 235V236H252ZM241 236L243 237V238H241ZM248 237V240H247V237ZM238 237H240V238H238ZM244 237L246 238L245 239V241H244ZM179 238V239H178ZM181 238H184V239H181ZM176 239H178L179 241L178 242H180L181 244L179 245L178 244V242H177V240ZM214 239V240H213ZM230 239V240H229ZM231 239H235V240H231ZM243 239V241L244 242H242L241 240ZM50 240V237L48 236V234H45L44 235V237L42 238V239H40L39 240V244H41L42 245V247H43V249H46V251H42V252H32L31 254H33V255H36V256H38V257H46L47 259H48V249L46 248V246H45V244H48V241ZM175 240V241H174ZM180 240H182V241H180ZM211 240V244L213 245V244H216V245H218L219 244V246H216V249L219 247V249L218 250H214L215 249V247H214V245H213V247L214 248H212V250H211V248L209 249V247L211 246H209V247H206L207 249H209L210 251L209 252H207V251H205L204 249H206L205 247H202V248H204L203 249V252L205 253H203V255H202V248H201V250H199V247H201L202 245H208V243H210L209 241ZM240 242L239 244H237V245H240L241 244V246L246 242V240L249 242L248 244H250V246H251V248L248 246H233V245H231V244H236V242L238 243V241ZM157 241H161L160 243L158 242L157 243ZM174 241V242H173ZM195 241V240H194ZM222 241H223V243H222ZM230 241V242H229ZM235 243H234V242ZM251 241V242H250ZM175 242H177V243H175ZM198 242L200 243V244H198ZM213 242V243H212ZM231 243V244H228V243ZM222 243V244H221ZM247 243V242H246ZM246 243L244 244V245H246ZM161 245V246H156V245ZM199 245L198 247H196V245ZM202 244V245H201ZM165 245V246H164ZM171 247H170V246ZM201 245V246H200ZM252 245H253V247H252ZM3 246H5V247H3ZM174 246H180L179 248L180 249H182L183 250V248H186V249H184L183 251H181V253H180V249H179V253L181 254H178V251L176 252V250H178V249H176ZM233 246V247H232ZM161 247V248H160ZM166 247H169V248H174L173 250H175V252H176V254H178L180 257H179V259L181 260H176L175 259V253L173 252V254L175 255H173L170 251H172V250H169V248H166ZM220 247H224L223 249L222 248H220ZM245 247V248H244ZM178 248V247H177ZM191 248H193V249H195L196 250V253H193L194 252V250L192 251V249ZM197 248H198V250H197ZM230 248V249H229ZM242 248H244L243 250H246V251H243L242 250ZM253 248V249H252ZM160 249V250H159ZM162 249H164V251L162 250ZM168 249V250H167ZM239 249H241V250H239ZM251 249H252V251H251ZM263 249H264V245H263ZM163 252H165V253H163ZM166 250V251H165ZM229 250H231V251H233V252H229ZM255 250H254V252H255ZM167 251H169V252H167ZM222 253H221V252ZM237 251V252H236ZM240 253H239V252ZM249 251V250H248ZM161 252L163 253L162 255H161ZM167 252V253H166ZM189 252V253H188ZM191 252V253H190ZM198 252V253H197ZM243 252H245V253H243ZM0 253H2V252H0ZM25 253V254H26ZM170 253V256L172 255V258H170V257H168V254ZM226 253V252H225ZM228 253H230V254H228ZM192 254V255H191ZM243 254V255H242ZM246 254V255H245ZM261 254V255H260ZM219 255H221V256H219ZM235 255V256H234ZM148 256V257H147ZM164 257V258H162V257ZM169 258V262H165V261H168V260H166L167 259V257ZM219 256V257H218ZM225 257L224 258H222L221 260L219 259V261H217L216 263L218 264L219 262H223V261H225V262H227V260L229 259V261H228V263L229 264H233V260H235L234 258L232 259V258H228V256H226V254L224 255ZM261 256V257H260ZM154 257V258H153ZM176 257H178V256H176ZM199 257H200V259H199ZM229 257H231V255L229 256ZM243 257H241L242 259H244V260H241V262H244L246 259L245 258H243ZM150 258V259H149ZM156 258V259H155ZM162 258V259H161ZM166 258V259H165ZM210 258V257H209ZM227 258V259H226ZM240 258V259H241ZM262 258V259H261ZM160 259H161V261H160ZM163 259H165V260H163ZM171 259H172V261H171ZM224 259H226V260H224ZM232 259V260H231ZM236 259V261H234V263L235 262H237L238 260ZM240 259H239V261L237 262V263H239L240 262ZM173 260H176V261H174L173 262ZM192 259H191V261H193ZM196 260L195 261H193L194 263L196 262ZM212 260V261H211ZM231 260V261H230ZM46 261H48V260H46ZM184 261H185V259H184ZM203 261V260H202ZM202 261H200V262H202ZM225 262H223V264H225ZM144 263H142V264H144ZM227 263V264H228ZM246 263L248 264V261H246ZM246 263H244V264H246ZM45 264H48V263H45ZM185 264V263H184ZM195 264H199V261L198 262H196ZM201 264V263H200ZM219 264H222V263H219ZM239 264H243V263H239ZM258 264V263H257ZM261 264H264V261L261 263Z\"/></svg>",
    "mask_w": 264,
    "mask_h": 264
}]
</instances>
